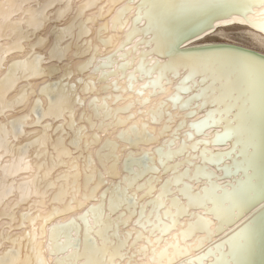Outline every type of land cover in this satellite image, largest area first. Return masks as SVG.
<instances>
[{
  "label": "snow or ice",
  "instance_id": "obj_1",
  "mask_svg": "<svg viewBox=\"0 0 264 264\" xmlns=\"http://www.w3.org/2000/svg\"><path fill=\"white\" fill-rule=\"evenodd\" d=\"M94 6L76 5L73 12L72 0L37 4L34 30L0 48V151L27 154L34 150L36 161L33 184L41 199L36 202L35 216L24 214L32 225L33 249L41 247L49 219L95 200L80 215L48 229L47 251L55 257L54 264H117L118 260L125 264H177L182 257H187L183 264H255L250 257L255 249L257 223L244 213L257 197L264 200V135L257 169L254 123L243 113L233 115V108L237 92L254 99L259 79L264 111V61L257 64L248 57L227 53L184 55L178 46L189 35L199 37L217 25L248 24L264 32V0H139L135 8L132 3L124 4L111 24L125 30V38L98 61L95 57L100 48L85 39L90 34L87 25L95 17L83 16L87 8ZM130 12H135L131 23L127 19ZM70 13L67 23L61 25ZM45 25H51L48 36L36 37L35 32ZM107 30L108 24L97 30V38L105 47L114 39L103 37ZM25 41L27 55L13 59L5 68L4 58L14 52L23 53ZM46 43V55L36 53L35 49ZM73 48V59L91 57L78 64L75 71L71 61L65 63ZM89 68L92 74L83 77L81 73ZM169 77L178 78L171 89ZM41 78L40 85L31 83ZM138 79L143 82L137 83ZM21 81L19 94L9 99L8 94ZM91 93L97 94L87 100L85 107V97ZM157 96L160 99L153 101ZM109 102L120 106L110 107ZM136 105L140 107L138 112L123 118L119 115ZM17 109L24 114L5 117ZM136 116L142 119L96 148L100 164L97 169L91 149L99 142V133L107 135V129L122 126ZM149 122L160 123V129L149 128ZM89 129L94 134L89 135ZM161 136L166 139L154 149L128 152L121 165L123 149L118 141H126L129 146L153 144ZM20 138L24 142L17 147L14 142ZM242 142L243 150L238 151ZM78 161L84 163L82 196L77 182ZM56 167L75 174L70 186L72 198L65 206L41 215L44 194L39 187ZM241 172L243 181L237 178ZM58 178L68 177L58 174ZM105 184L107 187L97 196ZM65 195L67 189L61 185V193L52 203L64 204ZM37 220L42 221L39 236ZM77 222L84 224L82 247L79 241L74 246L60 239L66 231L75 230L72 235H77ZM121 227L127 229L123 234ZM197 232L204 235L193 240ZM221 233L218 242L202 254L192 255L194 249ZM259 234V264H264V214L259 220ZM0 264L5 262L0 260ZM11 264L22 262L13 259ZM23 264H27V258Z\"/></svg>",
  "mask_w": 264,
  "mask_h": 264
},
{
  "label": "bare ground",
  "instance_id": "obj_2",
  "mask_svg": "<svg viewBox=\"0 0 264 264\" xmlns=\"http://www.w3.org/2000/svg\"><path fill=\"white\" fill-rule=\"evenodd\" d=\"M48 0H0V48H6L13 42L17 41L22 33H26L29 31L34 30V23L33 17L36 15L38 9L36 7L37 4H44L47 3ZM139 2V0H72L73 3V12L76 10V5H88L94 4V7H89L83 13L85 19L89 16H94L95 19L93 22L87 25V28L90 31V34L85 37L91 41L92 46L99 47L100 52L96 54L95 60L98 61L102 58V56L108 55L112 48L115 47L116 44H119L126 35L125 30H117L118 26H114L111 24L112 17L115 15L117 9H119L122 5L132 3L133 8H135V4ZM103 10L101 11V6ZM108 5H111L109 8ZM56 9H53L52 12H55ZM135 12H130L127 14V19L129 23H131ZM71 13L68 17H65L64 20L60 21V24L63 25L67 23V20L70 18ZM215 25V22H213ZM108 24V30L104 32L102 35L103 37H114L112 44L109 47H105L104 45L100 44L99 39L97 38V30L101 27V25ZM51 25H45L41 30L36 31V37L39 36H48V29ZM238 32V34L246 35L248 39L251 41L249 46H245L233 41H230L228 35L230 32ZM235 34V33H234ZM237 34V35H238ZM239 34V35H240ZM235 36V35H234ZM136 38L133 37V40ZM200 39V41L196 42V44H232L236 46H240L243 48L250 49L252 51L258 52L264 55V32L259 31L256 28L251 27L248 24L239 25V24H232V25H217L215 26L213 31H207L204 34H200L199 37L189 35L187 40H184L183 44L195 40ZM234 40V39H233ZM236 41V40H235ZM34 42V40H33ZM68 40L66 39L64 43H67ZM25 51L21 52H14L9 54L4 58V66L7 67V64L11 62L13 59H23L24 56L27 55L28 50V42L25 41L23 44ZM49 44H45L41 47H37L35 49L36 53L39 55H46L47 49ZM127 47V46H126ZM75 51V48L71 49L67 57L65 59V63L71 61L72 70H76V66L88 59H90L89 55L78 56L77 58H72V52ZM199 51V52H197ZM197 51H186L180 52L184 55H192V56H202V55H209V54H216V53H227L236 56H243L248 57L250 59L255 60L257 64H260L262 61L257 60L249 55H245L242 53H238L232 50H197ZM197 52V53H192ZM156 59H160L159 57H154ZM117 62H120L117 58ZM134 66V65H133ZM131 69H127L126 71H130ZM92 74L91 68L81 73L83 77H88ZM0 75H3V72L0 71ZM184 75V72H181V76ZM73 80L77 79V77L73 76ZM172 83L170 86L174 88L175 85L178 83V78H172ZM43 82V78L41 79H33L31 81L34 85H40ZM142 80H137V83H142ZM23 81L16 85V88L8 94V98L18 95L20 84ZM167 87V85H166ZM97 93H91L89 96L85 97V107H87V100L91 98L92 95H96ZM113 95L115 93H112ZM99 95H105V93H99ZM125 95H132L131 93H126ZM160 99V97H153V101ZM110 107H119L118 104H112L109 102ZM140 110L139 105L132 107L128 112H122L119 115L123 117H127L132 113H136ZM243 113L245 116H250L251 120L254 123V134H255V144H256V163L257 169L259 168L260 162V142L261 137L264 135V111H262L261 107V91H260V83L259 79L257 80L256 90H255V97L253 100H248V98L243 94L242 91L237 92V98L235 100L234 108H233V115ZM24 114L19 109H17L13 113L5 114V117L10 116H19ZM202 115V113H201ZM3 119V118H0ZM142 117L136 116L134 120H128L122 126H117L114 128L107 129V135L104 134L103 131L99 133V142L91 149L92 158L95 162V167L97 169L100 168V164L96 161L95 157V150L97 147L100 146L104 142L105 139H111L116 136L117 133L122 131V129H126L129 127L130 124L135 123L137 120H141ZM179 121H177L178 123ZM149 128L156 129L157 131L160 129V123H151L149 122ZM223 129H212L211 131H222ZM89 135L94 134V130L89 129ZM181 138H183V130L181 131ZM199 136H196V139H199ZM166 137L161 136L158 141L153 144H139L129 146L126 141H118L120 147L123 149L121 152V165L123 164L124 157L128 154V152L132 153H139L141 150L152 148L154 149L157 144L162 143ZM242 141L245 139L244 137L240 138ZM24 139L20 138L14 143H16L17 147L19 144L23 143ZM232 141H230L231 143ZM243 150V142L241 143L240 148L238 151ZM33 152L34 150H30L27 154L21 151H12L11 149H6L4 151H0V260H3L5 264H11L13 259H18L22 262L25 261L27 258V264H42V261H47L48 264H54L55 257H51L47 251V237H48V229L52 227V225L56 224L59 221L67 220L70 217H75L80 215L85 209L93 203H96L95 200H89L84 207L77 208V210L66 213L63 216H53L48 222L44 225V236L41 241V247L38 249H33L31 237H30V229L32 227L31 223L25 218V213H31L32 216L36 215V202L41 199V196L36 194V189L33 184V177L35 176V167L36 161L33 159ZM80 169V175L78 178V184L81 187V196L83 195V185H84V175H83V161L77 162ZM58 174L63 176L67 174V180L59 179ZM74 173L68 172L67 168L64 167H56L50 174L47 180L41 182L39 191L43 193V201L44 206L40 208V213L43 215L46 212H51L53 208L63 207L67 204L68 200L72 198L71 194V184L73 183ZM121 175L123 173L121 172ZM241 181L245 179L244 173L241 172L237 177ZM112 180V177L108 178ZM49 184L54 185L53 187H49ZM61 185H63L67 189V195L63 196L64 204L59 203H52L54 197L61 193ZM107 185L101 186L96 195L99 196L101 192L105 190ZM31 191V195L29 192ZM23 197V198H22ZM79 199V197H77ZM105 205L107 201L105 200ZM264 200H260L257 197L256 202L253 203L251 207L245 211L244 216H251L255 219L257 223V235L255 241V249L253 255L250 257L255 264H259L260 260L262 259L261 255V240L259 234V220L262 214H264ZM193 211H196L195 209ZM10 214V215H9ZM244 219V217H241ZM42 221H36L37 227V236H39V225ZM78 223V234L72 235V231H66L64 235L60 237V239L66 243H70L75 246L76 242L79 241V246H83L84 236H85V229L84 224L81 222ZM215 223V221H214ZM11 226V227H9ZM131 228L132 225L129 224L127 226ZM127 231L126 228L121 227L120 232L123 234ZM203 232H197L193 237L203 236ZM223 233L212 236L210 239L206 240L203 246L199 249H194L192 255L202 254L204 251L207 250L213 243L218 242L220 237ZM15 241V244H13ZM114 243L118 241H113ZM99 243V240H97ZM143 243V242H141ZM14 248L15 250L11 253L9 249ZM127 251V250H125ZM108 252L111 254L112 249L109 248ZM151 253H149L150 255ZM187 259V257H182L177 261V264H183V260ZM117 264H125V261L118 260Z\"/></svg>",
  "mask_w": 264,
  "mask_h": 264
},
{
  "label": "water",
  "instance_id": "obj_3",
  "mask_svg": "<svg viewBox=\"0 0 264 264\" xmlns=\"http://www.w3.org/2000/svg\"><path fill=\"white\" fill-rule=\"evenodd\" d=\"M200 41V39H195L191 40L185 44L179 45L178 49L180 52H186L187 51H197V50H232L236 51L238 53H242L245 55H249L253 58H256L257 60L264 61V55L260 54L258 52L252 51L247 48H243L240 46L232 45V44H223V43H218V44H196V42ZM185 42V41H183Z\"/></svg>",
  "mask_w": 264,
  "mask_h": 264
},
{
  "label": "rangeland",
  "instance_id": "obj_4",
  "mask_svg": "<svg viewBox=\"0 0 264 264\" xmlns=\"http://www.w3.org/2000/svg\"><path fill=\"white\" fill-rule=\"evenodd\" d=\"M0 24H2V21L0 22ZM235 33V34H234ZM230 35H228V38L230 41H233V42H236V43H239V44H242V45H245V46H249L251 43V41L248 39V37L246 35H243L242 34H238V32H230L229 33ZM238 34V35H237ZM235 35V36H234ZM234 39V40H233ZM236 40V41H235ZM248 48V47H247ZM199 52V51H197ZM197 52H192V53H197ZM201 52V50H200Z\"/></svg>",
  "mask_w": 264,
  "mask_h": 264
}]
</instances>
